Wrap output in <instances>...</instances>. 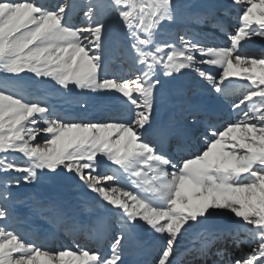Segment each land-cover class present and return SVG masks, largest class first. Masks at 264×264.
<instances>
[{
  "label": "snow or ice",
  "instance_id": "1",
  "mask_svg": "<svg viewBox=\"0 0 264 264\" xmlns=\"http://www.w3.org/2000/svg\"><path fill=\"white\" fill-rule=\"evenodd\" d=\"M72 9L70 0H0V264H123L137 229L155 237V264H179V241L213 217L237 227L204 229L200 247L184 254L204 260L231 241L236 254L217 248L213 264H264V56L240 51L264 39V0L204 9L193 0H85L79 24ZM233 10L238 24L228 31L217 13ZM209 22L223 46H209L192 28ZM114 24L122 39L111 42ZM189 76L226 98L239 93L234 117L211 125L177 83ZM174 84L184 98L172 101L169 124L153 128L152 113ZM49 86L80 90L70 102L82 110L85 94L114 98L119 114L95 121L64 114L49 103ZM200 129L203 147L193 154ZM173 141L179 159L167 151ZM49 176L95 194L111 213L87 226L90 238L108 239L107 252L78 243L51 248L13 227L14 205L34 197L14 198L11 189ZM31 211L65 231L84 230L51 201L36 200Z\"/></svg>",
  "mask_w": 264,
  "mask_h": 264
},
{
  "label": "rangeland",
  "instance_id": "2",
  "mask_svg": "<svg viewBox=\"0 0 264 264\" xmlns=\"http://www.w3.org/2000/svg\"><path fill=\"white\" fill-rule=\"evenodd\" d=\"M45 2L54 3L55 0H45ZM228 2L229 0H193V3L201 6V9L206 8L210 4L226 5L228 4ZM70 3L73 5L74 8L72 9L71 12L72 22L79 24L83 20L81 9L84 6L85 0H80L78 9H76V11H75V6L73 4L74 3L73 0H70ZM217 15L219 20L225 24L226 30L233 31L237 27L238 24L237 14L234 10L231 11L230 15H225L223 12H219L217 13ZM114 27L115 25L113 26V29L108 38L109 41L111 42H116L122 39V34L120 30H116ZM192 28L196 33H199L202 38L206 39L209 46H223L225 43L226 38L219 29L211 26V22H209L204 26L192 25ZM240 51L242 54L247 56H252V57L264 56V39L254 37L251 40H249L246 44H244V46L241 48ZM116 63L119 64L120 61L117 60ZM123 69L125 72H127L128 70L127 64L123 65ZM177 83L185 90L186 98H189V100L192 103L199 105L205 113H209V112H206L204 110L203 105H206L207 102L211 103L218 101L217 104L220 105V107H222L226 111L224 113H226V115L229 117H234L235 114L230 111V106L234 100L240 98V95L238 93L234 96L226 98L212 91L208 86L199 82L194 76L178 78ZM195 83L197 84V86H194ZM189 84H191L190 87H188ZM175 87L176 85L174 84L173 87L166 94V97L168 95L169 97L159 100L155 109L159 110L161 105L162 106L164 105L166 106V108L169 109L176 108L172 103V101H178L176 100V97H179L181 99H183L184 97H181L176 93ZM48 95H49L50 104L54 105L58 111L70 116H81L86 120L95 121L97 119L106 118L109 116H116L119 114L118 112L119 102L116 101L114 98H105V97L96 98L95 96L89 97L87 94H85L82 98L87 100V107L86 109L82 110L80 106L70 102L72 97L80 95V90L78 89H73L72 92L65 94L63 92L57 91L55 87L49 86ZM206 96H209V99L207 102L203 103L201 99L202 98L205 99ZM172 109H170L171 112H173ZM98 111L101 112L103 111L104 116L103 115H100L98 117L94 116L95 113ZM171 117H173L172 113H171ZM216 118L218 117L216 116ZM210 120L211 121H209V123L213 125L214 121L212 119ZM220 121L221 122L225 121V118H221ZM38 140H41V138L38 137ZM195 152L196 151H194V153ZM173 157L176 158V156ZM107 167H111V165L110 164L101 165V168L98 170L101 172H105ZM11 191L13 193L14 198L17 195H19L21 198L34 197V199L28 198L25 199L23 203L14 205L15 211L20 219L17 224L13 225V227H15L19 232H21L26 237L36 238L37 242H43L46 246L51 248H60L61 246L74 248L75 244L78 243L81 246H86L91 249L100 248L105 252L109 250V241L107 239H104V241L100 243L99 241L103 240L102 239L103 235H101V237L98 238L99 243L94 242L93 238H90V234L87 232V226L85 225L88 222L89 223L88 226H89L93 224V222H95L98 218L108 217L111 215L109 211L105 210L103 207L98 205L95 194L85 190L82 187H78L76 183L69 182L59 176L45 177L42 178L38 183L21 184V186L18 188L13 187ZM36 200H40L44 202L51 201L57 204L68 215L73 216L75 220L78 222V224L83 226L84 230L79 231L81 232L80 235L78 234V232L73 233V232L65 231L59 228L54 223L50 222L49 219L44 218L48 215V213H45L44 216L33 213L31 211V208L33 204L36 202ZM214 218L216 219V222L219 226L224 227L223 230H225V226L228 225L232 227V229H235L237 227V224L234 220L225 217H214ZM117 228L118 226H113L111 231L107 234V236L111 237V235L112 236L115 235ZM197 229L198 228L190 229L189 232H194V231L196 232ZM140 231L141 229H138V232L134 233V235L131 238L127 239L124 244L122 259L131 260L132 261L131 264H137L142 257L141 252L138 255H135V250L133 249L134 240H136L137 238H141L142 236ZM189 232L186 233V236L183 237L182 240H186L192 236L193 233L189 234ZM147 235L151 239H153L151 243H152V248L155 250L156 247H158L155 241V237L149 234ZM135 236L137 238H135ZM193 238L194 237H191V239ZM225 244L227 245L224 246ZM225 244L223 246L217 245L218 247H216L215 249L217 250V248H224L226 252L236 254L235 245L231 241L229 242L227 241V243ZM141 249H144V247L141 246ZM155 252L156 251H154V253ZM126 253L128 255H124ZM153 256L156 257V253L153 254ZM211 256L212 257L210 260H201L199 262L195 261L196 263L189 262L188 264H213V261L218 260V257L215 256L214 258L213 254ZM143 258H146V256L143 255Z\"/></svg>",
  "mask_w": 264,
  "mask_h": 264
},
{
  "label": "bare ground",
  "instance_id": "3",
  "mask_svg": "<svg viewBox=\"0 0 264 264\" xmlns=\"http://www.w3.org/2000/svg\"><path fill=\"white\" fill-rule=\"evenodd\" d=\"M73 2H74L73 3L74 6H75V11H76V9H78V5L80 3V0H73ZM114 28L116 30H119V27L117 25H115ZM239 83H243V82L241 81ZM190 85L191 84H189L188 87H190ZM194 86H197V84L195 83ZM167 97H169V95ZM105 98H111V97H105ZM180 99L181 98L176 97V100H180ZM208 99H209V96H206L205 99L202 98L201 100H202L203 103H205V102L208 101ZM217 103H218V101L211 102V103L210 102L209 103L207 102L206 105H203V108H204V110L206 112H209V114L211 113L210 115H208V119H209V121H211L210 119H212L214 121V125L213 126L220 127L221 125H223L225 123V121H227L228 119L233 118V117L227 116L226 113H224L226 111L222 107H220V105H216ZM201 106H202V104H201ZM170 109H172V108H170ZM170 109L169 108H166V106H164V105L163 106L161 105L160 108H159V110L154 109V111L152 113L153 128L157 127L158 125H166V124H169V122L172 119L171 113L174 115V113L177 111L176 108L172 109L173 112H171ZM95 115H97V116L103 115L104 116V113H103V111L102 112L101 111H98V112L95 113ZM222 115H224V116H222ZM209 116H211V117H209ZM216 116L218 118H216ZM219 116H222V117H219ZM221 118H225V121H222L221 122L220 121ZM149 131H151V130H149ZM201 131H202V129H200L199 131H197L195 133V137L196 138H195L194 142H191L192 143V149H191L192 150L191 151L192 153H194V151H197L198 149H202V147H203L202 142H201V138H200V132ZM153 138L155 140V137H153ZM179 158H180V156H179ZM212 222H213V224H212ZM88 224L89 223L87 222V224H85V225L88 226ZM217 225L218 224L216 222V219L213 217L205 225H202L200 228H198L196 230V232L195 231L194 232H189V234L193 233L192 236H191V237H194L193 239H191V237H190V238H188L186 240H182L181 239L179 241V244H178V247H177V250H176V256H177V259L179 261V264H188L189 262L196 263V262L201 261V259H199L197 257V254L195 252H193L191 255L184 254L185 253V249L192 248V247H195V248L200 247V242L205 237L204 236H199L198 237V234L201 233L204 229H207L210 232H215V231L223 230L224 229V227H221L219 225L217 226ZM231 229H232V227H230L229 225L228 226H225V230H231ZM140 233L142 235L141 238H137L135 236V238H137V239L134 240V242H133V249L135 250V255H138L140 252L142 253V257L138 261V264H155V257L153 256V254H155L156 252L154 253L155 250L152 248V243H151L153 239H151L147 235V232L144 229H141ZM78 234L80 235L81 232L78 231ZM185 236H186V233H185V235L183 237H185ZM102 239L103 240L99 241L98 239L93 238V241L96 242V243H99V242L102 243L105 238L103 237ZM195 242H197V243H195ZM224 244L225 243H217L215 246L211 247L209 249L210 253L208 251V256L205 257L204 260H210L211 257H212L211 255L214 254V251L216 252V249L215 248L218 247L217 245L223 246ZM226 245L227 244H225L224 246H226ZM141 246L144 247V249H141ZM124 255H128V254L126 253ZM143 255L146 256L145 259L143 258ZM213 257L215 258V255ZM122 260H123V264H129L131 262V260H128V259L127 260L122 259Z\"/></svg>",
  "mask_w": 264,
  "mask_h": 264
},
{
  "label": "water",
  "instance_id": "4",
  "mask_svg": "<svg viewBox=\"0 0 264 264\" xmlns=\"http://www.w3.org/2000/svg\"><path fill=\"white\" fill-rule=\"evenodd\" d=\"M138 231V229L137 230H135V233Z\"/></svg>",
  "mask_w": 264,
  "mask_h": 264
}]
</instances>
